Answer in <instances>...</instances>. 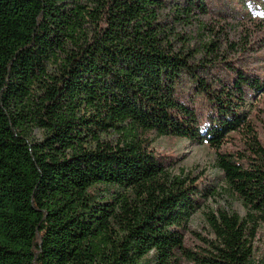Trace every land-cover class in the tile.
<instances>
[{"label": "trees", "instance_id": "obj_1", "mask_svg": "<svg viewBox=\"0 0 264 264\" xmlns=\"http://www.w3.org/2000/svg\"><path fill=\"white\" fill-rule=\"evenodd\" d=\"M196 15L204 0H0V264H254L264 146L243 109L264 84L169 27ZM149 134L207 143L247 210L211 216L202 253L179 231L196 191ZM233 134L244 153H221ZM98 186L116 192L97 200Z\"/></svg>", "mask_w": 264, "mask_h": 264}, {"label": "rangeland", "instance_id": "obj_2", "mask_svg": "<svg viewBox=\"0 0 264 264\" xmlns=\"http://www.w3.org/2000/svg\"><path fill=\"white\" fill-rule=\"evenodd\" d=\"M208 15H196L193 22L184 27L169 24L183 36L191 48L214 40L219 45L227 61L246 72L247 76L260 80L264 84V2L259 0H204ZM170 10H167L170 20ZM182 40V38L180 39ZM216 72V71H215ZM220 74V73H218ZM189 88L184 85L181 95ZM250 92L246 97L244 111L249 112L252 124L260 143L264 146V92ZM186 102H189L186 100ZM206 126L209 117L215 111L209 108L207 101L196 100L194 103ZM150 149L155 157L164 164L172 176L185 178L193 197L199 201V207L190 215L179 231L184 239V246L193 252H204L206 243L214 240L209 219L220 211L234 212L245 218L247 210L239 197L224 180L221 170L216 165V150L203 141H190L178 137H157L149 134ZM32 141L42 138L41 130L33 128L29 135ZM243 144L238 134L231 135L228 142L220 149L221 153L243 154ZM106 186H98L94 194L97 200L110 199L115 194ZM195 188L193 191H191ZM101 192V193H100ZM204 192V193H203ZM252 242V260L254 264H264V228L258 226ZM182 258V257H181ZM181 264H198L182 258Z\"/></svg>", "mask_w": 264, "mask_h": 264}]
</instances>
